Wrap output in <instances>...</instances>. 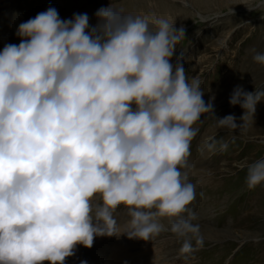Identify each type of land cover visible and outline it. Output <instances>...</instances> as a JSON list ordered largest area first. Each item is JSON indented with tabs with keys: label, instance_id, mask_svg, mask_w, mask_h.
I'll use <instances>...</instances> for the list:
<instances>
[{
	"label": "clouds",
	"instance_id": "9594fccd",
	"mask_svg": "<svg viewBox=\"0 0 264 264\" xmlns=\"http://www.w3.org/2000/svg\"><path fill=\"white\" fill-rule=\"evenodd\" d=\"M95 16L90 26L86 13L62 20L49 7L0 50V264H65L77 245L122 234L169 231L181 255L203 246L181 169L194 125L214 110L201 81L171 62L184 29L113 4ZM253 60L264 65V53ZM262 97L235 88L242 122L215 117L218 127L245 128ZM246 182L264 183V159L247 166Z\"/></svg>",
	"mask_w": 264,
	"mask_h": 264
},
{
	"label": "rangeland",
	"instance_id": "374dc122",
	"mask_svg": "<svg viewBox=\"0 0 264 264\" xmlns=\"http://www.w3.org/2000/svg\"><path fill=\"white\" fill-rule=\"evenodd\" d=\"M127 1L0 0V50L6 44H19V25L49 7L62 20L86 13L90 26H95L96 11L113 4L125 14L163 18L176 29L183 28L184 37L171 62L175 64L179 58L189 80L201 81L203 99L212 103L215 115L206 113L194 125L198 132L191 141L186 169L201 179L215 180L228 195H197L192 211L204 242L190 254H180L183 241L169 231L152 241L122 234L96 237L91 248L77 245L65 264H74L81 252L86 264H264V183L250 189L246 182L247 166L264 159V130L253 133L247 128L218 127L216 121L233 115L237 123L242 122L245 110L229 103L235 88L264 91V65L253 60L256 53H264V0H136L134 7L140 9L134 13L127 9ZM261 99L253 117L262 113L263 120L257 123L264 128V97ZM252 120L249 113L245 121L249 125ZM211 201L219 204L213 206ZM115 216L123 230L129 219L127 210L121 206ZM161 223L169 226L167 219Z\"/></svg>",
	"mask_w": 264,
	"mask_h": 264
},
{
	"label": "bare ground",
	"instance_id": "6f19581e",
	"mask_svg": "<svg viewBox=\"0 0 264 264\" xmlns=\"http://www.w3.org/2000/svg\"><path fill=\"white\" fill-rule=\"evenodd\" d=\"M146 1H148V0H146ZM145 1V2H146ZM154 1H159V0H154ZM138 2H139V0H138ZM141 2H142V0H141ZM152 2V1H151ZM163 2V1H162ZM135 3H136V0H129V1H127V3H126V6L128 7L127 9H129V12H132V13H134V11H136L137 12V10H139L140 8L138 7V9L137 8H135L134 6H135ZM159 3V2H158ZM164 3V2H163ZM142 5H143V3H142ZM167 5V4H166ZM143 9V8H142ZM260 40V39H259ZM259 70V69H258ZM259 73H260V70H259ZM255 75V74H254ZM259 78V77H258ZM258 113V112H257ZM260 113H258V115H259ZM256 115V114H255ZM262 113L260 114V116H257V117H252V121H253V123H250L249 125H248V123H247V126L245 127V129L247 128L248 130H250V132H253V131H258V130H260V129H263L264 130V128H263V126L261 125L262 123H257V122H260L261 120H263L262 119ZM248 119V118H247ZM249 119H250V117H249ZM238 122H240V121H238ZM263 122V121H262ZM239 124V123H238ZM241 129V128H240ZM244 129V128H243ZM246 129V130H247ZM245 131V130H244ZM254 133V132H253ZM257 134V133H256ZM182 170V172H187V175H188V181L189 182H191L192 184H193V181L197 178L198 179V177H199V179H198V182H197V184L195 185V184H193L194 186H195V199H196V197H197V195H199V194H201V192L202 193H208L210 196L209 197H211L212 195H215V196H218V195H228V193L226 192V191H224V190H222L221 188H220V184H217L216 183V181L215 180H211V178H208L207 180L206 179H201L200 177L201 176H199L196 172H194V171H189V170H187L186 168H184V169H181ZM202 195V194H201ZM194 199V200H195ZM207 199H209V198H207ZM194 200L190 203V205L188 206L191 210H194V208L196 207V205H195V203H194ZM224 202V201H223ZM211 203L213 204V206H216L217 204H219V202H213V201H211ZM208 204V203H207ZM83 247H82V251H83ZM85 251H83V253H84ZM82 256L80 259H78V256ZM78 256H76V258L74 259V260H76L75 261V263L74 264H81V262L82 261H85V260H87V258L85 257V256H83L82 255V252L79 254ZM78 259V260H77ZM73 262V261H72ZM44 264H48V262L47 261H45L44 262ZM73 264V263H72Z\"/></svg>",
	"mask_w": 264,
	"mask_h": 264
}]
</instances>
